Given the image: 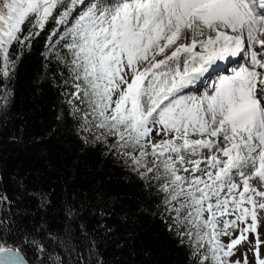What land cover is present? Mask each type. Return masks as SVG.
<instances>
[{
	"label": "snow or ice",
	"instance_id": "6c2138e0",
	"mask_svg": "<svg viewBox=\"0 0 264 264\" xmlns=\"http://www.w3.org/2000/svg\"><path fill=\"white\" fill-rule=\"evenodd\" d=\"M39 39L46 78L51 72L64 89L77 136L136 173L158 201L152 215L190 261L241 264L226 258L252 243L251 232L264 264V0H0V128L19 66ZM205 77L210 89L193 94ZM19 131L9 139L22 145ZM11 179L9 194L0 171V264H106L102 245L134 251L143 203L124 205L102 180L71 190L57 176V196L52 185ZM85 216L96 221L91 230ZM50 217L62 226L52 229ZM229 228L240 234L224 245Z\"/></svg>",
	"mask_w": 264,
	"mask_h": 264
},
{
	"label": "trees",
	"instance_id": "16d2710c",
	"mask_svg": "<svg viewBox=\"0 0 264 264\" xmlns=\"http://www.w3.org/2000/svg\"><path fill=\"white\" fill-rule=\"evenodd\" d=\"M44 51V40L39 39L33 51L23 58L12 84L10 120L0 128V171L5 190L9 194L16 190L11 178L17 175L26 177L30 188L54 186L57 196L61 192L57 176L68 181L71 190L89 188L102 180L106 190L124 205L134 207L143 203L148 209L138 217L131 255L128 250L120 254L106 244L99 248L102 261L112 264L113 259L119 257L128 264H193L188 250L179 245L165 221L159 215H152L158 201L146 196L144 183L136 173L125 167L123 161L104 156L100 145L85 146L77 136V122L68 115L62 96L64 89L53 83L51 72L46 78L41 56ZM61 112L64 114L62 122L56 119ZM21 128L23 144L11 142L9 137L19 136ZM36 136L42 137L39 143L33 140ZM31 206H35V201ZM84 219L91 230L95 219L88 216ZM49 220L52 229L62 226L55 218ZM120 230L124 232L126 226H120Z\"/></svg>",
	"mask_w": 264,
	"mask_h": 264
},
{
	"label": "rangeland",
	"instance_id": "374dc122",
	"mask_svg": "<svg viewBox=\"0 0 264 264\" xmlns=\"http://www.w3.org/2000/svg\"><path fill=\"white\" fill-rule=\"evenodd\" d=\"M235 66V65H233ZM214 75V74H213ZM212 79H215V76H213ZM210 84L208 83V77L205 78L204 83L201 85H198L197 89H196V95L202 94L206 88H208ZM151 135L153 137H155L157 140L161 139L162 137H156L155 132H152ZM164 138H170V137H164ZM190 138L195 139L198 138L195 135H190ZM151 149H149L150 151ZM205 154H207V152L205 151ZM198 157H193V159H197ZM201 168L204 167V164L202 163L200 165ZM252 184L254 186H257V181L253 180ZM256 199H260L259 197H257ZM261 215H264V213H262ZM228 219H233L234 217H227ZM246 223H251V218L249 217ZM246 226V224H241L239 225V227H244ZM219 227H223L222 224L219 225ZM229 232L233 233V235L231 237L226 236V235H222L221 236V243L224 245H227L228 243H230V239L231 238H235L236 236H238L239 233V228L237 229H228ZM257 231L259 233V240L261 241V243L259 244V258L260 259H264V220H260ZM247 237L248 240L251 241L252 243H248V242H242L240 245H237L235 247V249H233L234 251V255H232L231 257H229L230 261H237L239 260L241 262V264H244V255L246 253V258H247V264H257V257L255 255V253L251 250L254 246H255V242H256V234L255 233H247Z\"/></svg>",
	"mask_w": 264,
	"mask_h": 264
},
{
	"label": "bare ground",
	"instance_id": "6f19581e",
	"mask_svg": "<svg viewBox=\"0 0 264 264\" xmlns=\"http://www.w3.org/2000/svg\"><path fill=\"white\" fill-rule=\"evenodd\" d=\"M229 63L233 66L235 65V61H229ZM221 67H224V64H221ZM230 69V68H229ZM206 78V77H205ZM208 89H210V85L208 86ZM196 93V90L193 92V94ZM199 158V157H198Z\"/></svg>",
	"mask_w": 264,
	"mask_h": 264
}]
</instances>
